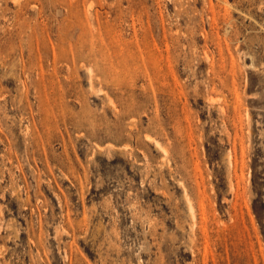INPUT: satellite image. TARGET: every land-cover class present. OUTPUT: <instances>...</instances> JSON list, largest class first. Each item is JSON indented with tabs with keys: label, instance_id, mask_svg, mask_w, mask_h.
Here are the masks:
<instances>
[{
	"label": "rangeland",
	"instance_id": "obj_1",
	"mask_svg": "<svg viewBox=\"0 0 264 264\" xmlns=\"http://www.w3.org/2000/svg\"><path fill=\"white\" fill-rule=\"evenodd\" d=\"M0 264H264V0H0Z\"/></svg>",
	"mask_w": 264,
	"mask_h": 264
}]
</instances>
